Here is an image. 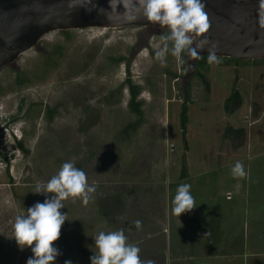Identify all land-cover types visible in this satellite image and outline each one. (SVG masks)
Returning <instances> with one entry per match:
<instances>
[{"label": "rangeland", "instance_id": "1", "mask_svg": "<svg viewBox=\"0 0 264 264\" xmlns=\"http://www.w3.org/2000/svg\"><path fill=\"white\" fill-rule=\"evenodd\" d=\"M165 34L137 27L52 32L0 70V155L11 156L7 168L0 157V264H27L33 256L15 240V218L44 202L36 186L65 162L83 170L96 191L87 205L63 202L68 220L55 243L56 264H91L94 237L121 229L141 260L154 264H242L245 257L264 264V59L207 60L205 93L192 57L155 58ZM127 79L140 88L143 112L129 131L135 116ZM233 90L240 107L226 114ZM227 128L244 132L241 146ZM238 161L244 178L232 175ZM185 183L197 207L179 217L172 201ZM209 217L220 224L216 256L206 253Z\"/></svg>", "mask_w": 264, "mask_h": 264}, {"label": "clouds", "instance_id": "2", "mask_svg": "<svg viewBox=\"0 0 264 264\" xmlns=\"http://www.w3.org/2000/svg\"><path fill=\"white\" fill-rule=\"evenodd\" d=\"M135 10L148 21L167 28L162 36L163 47L155 52V58L164 63L167 54L180 59L182 54L196 58L199 52L208 48L209 65L219 64L216 45L207 39H201L210 29L209 16L202 0H134ZM234 178H244L247 173L241 162H236L231 170ZM95 187L88 183L86 173L72 162H65L57 175L46 184H38L33 193L45 195L43 203L37 202L27 208L26 215H18L14 223V235L21 249L31 248L33 256L27 264H56L61 252L55 246L61 237V229L68 214L62 213L63 203L69 198H79L85 205L89 203ZM48 194L51 195L48 198ZM173 204V213L181 216L196 208L195 198L191 194L190 184L178 186ZM136 227L142 226L135 221ZM98 252L90 257L91 264H154V261H142L141 249L129 243L124 231L100 232L94 237ZM65 264H72L66 260Z\"/></svg>", "mask_w": 264, "mask_h": 264}, {"label": "water", "instance_id": "3", "mask_svg": "<svg viewBox=\"0 0 264 264\" xmlns=\"http://www.w3.org/2000/svg\"><path fill=\"white\" fill-rule=\"evenodd\" d=\"M202 2L211 27L201 39L216 45L218 58L264 59V0ZM129 27L168 30L138 15L134 0H0V70L49 33Z\"/></svg>", "mask_w": 264, "mask_h": 264}, {"label": "trees", "instance_id": "4", "mask_svg": "<svg viewBox=\"0 0 264 264\" xmlns=\"http://www.w3.org/2000/svg\"><path fill=\"white\" fill-rule=\"evenodd\" d=\"M168 33V30H167ZM186 56L187 54H182ZM207 60L208 56H199L194 58L192 62V72L194 78H197L200 83L203 85V89L205 93H208V82L206 80V72H207ZM232 61L235 64L240 63L239 60L236 59H227ZM125 86L129 92V102H128V109L129 111L135 116V121L133 124L129 125L127 131L134 130L137 128L143 121V112H142V103L137 100L140 95V88L132 83L130 79L125 80ZM240 107V97L236 90H233L232 93L226 98L223 103V110L226 114H231L236 111ZM21 110V108L19 109ZM187 106L183 105L180 112V130H181V137L184 143H186V125L188 122L187 118ZM227 133H230L234 139H237L239 142L234 146H241L242 145V138H243V131L241 129L232 130L230 128L226 129ZM22 151L24 150L23 147L20 145L18 146ZM185 161L182 163L180 178L185 179L187 176V169L185 165ZM190 233L193 232V228H191ZM205 233H206V246H207V255L208 256H216L217 255V247H218V239L220 234V224L219 221L215 218L209 217L205 224ZM193 237V234L191 238ZM192 245V243H191Z\"/></svg>", "mask_w": 264, "mask_h": 264}, {"label": "flooded vegetation", "instance_id": "5", "mask_svg": "<svg viewBox=\"0 0 264 264\" xmlns=\"http://www.w3.org/2000/svg\"><path fill=\"white\" fill-rule=\"evenodd\" d=\"M152 30H155V31H162V30H164V29H157V28H148V31H152ZM24 146V143L23 142H21L20 140L17 142V146ZM18 149L20 150V151H22L19 147H18ZM23 149H24V147H23ZM24 152H25V150H23ZM22 151V152H23ZM9 153H7L6 155H4V154H2V155H0V157H1V160H3V161H5L6 162V168L8 167V164H9V162H10V160H11V156H9L8 155ZM8 156V157H7Z\"/></svg>", "mask_w": 264, "mask_h": 264}, {"label": "crops", "instance_id": "6", "mask_svg": "<svg viewBox=\"0 0 264 264\" xmlns=\"http://www.w3.org/2000/svg\"><path fill=\"white\" fill-rule=\"evenodd\" d=\"M244 259H245L244 262H241L242 264H246L247 261H248L246 257H245ZM199 262H200V260H199ZM200 263L202 264V262H200ZM203 263H204V262H203Z\"/></svg>", "mask_w": 264, "mask_h": 264}]
</instances>
